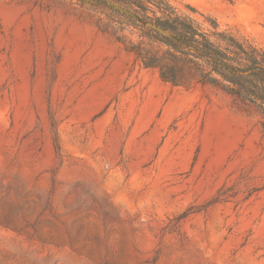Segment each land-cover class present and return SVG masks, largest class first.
Returning a JSON list of instances; mask_svg holds the SVG:
<instances>
[{"label": "rangeland", "instance_id": "374dc122", "mask_svg": "<svg viewBox=\"0 0 264 264\" xmlns=\"http://www.w3.org/2000/svg\"><path fill=\"white\" fill-rule=\"evenodd\" d=\"M171 1L264 47V0ZM95 18L0 0V264H264V123Z\"/></svg>", "mask_w": 264, "mask_h": 264}, {"label": "trees", "instance_id": "16d2710c", "mask_svg": "<svg viewBox=\"0 0 264 264\" xmlns=\"http://www.w3.org/2000/svg\"><path fill=\"white\" fill-rule=\"evenodd\" d=\"M71 1L93 10L96 26L142 67L156 70L162 81L216 87L264 123V47L252 39L194 6L183 10L171 0Z\"/></svg>", "mask_w": 264, "mask_h": 264}, {"label": "water", "instance_id": "95a60500", "mask_svg": "<svg viewBox=\"0 0 264 264\" xmlns=\"http://www.w3.org/2000/svg\"><path fill=\"white\" fill-rule=\"evenodd\" d=\"M117 8H119L121 11L126 12V13H130L127 9L120 7L118 5H116Z\"/></svg>", "mask_w": 264, "mask_h": 264}]
</instances>
